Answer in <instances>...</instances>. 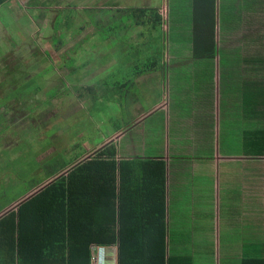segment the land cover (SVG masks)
Listing matches in <instances>:
<instances>
[{"label":"crops","instance_id":"obj_1","mask_svg":"<svg viewBox=\"0 0 264 264\" xmlns=\"http://www.w3.org/2000/svg\"><path fill=\"white\" fill-rule=\"evenodd\" d=\"M90 1L26 0L22 5L17 0H5L0 4V37L3 40L6 35L10 36V26H15L18 33L24 37L29 35L30 39H33L38 35L42 38V27L49 26L48 21L51 20V18L44 19V16L49 17L50 13H55L51 29L58 44L57 39L62 41L63 30L67 23L84 15L90 9ZM150 1L153 6L143 7L138 5L141 3H138V0H120L118 7L109 6V8L118 10L130 18L127 20L142 26V35L148 40L149 33L154 37L157 33L158 23H160L157 22L159 16L152 17L149 13L142 11L139 17L131 20V12L137 9L158 10L156 5L159 4V0ZM166 1L160 0L162 3ZM173 1L177 0H168L170 8ZM179 3L183 6L185 2L180 0ZM218 5L219 0H216L215 55L211 60L212 67L208 66L206 57L193 56L190 45L187 43L189 36L184 31L182 23L170 22L168 31L172 47V52L169 51L172 53L169 54V58L171 62L173 60L175 65L181 67L171 68V62L165 63L163 48L153 47L151 40H143L147 49L146 54L144 52L141 55L145 57L148 65L140 74L139 79L147 78L150 86H153L156 78L161 77L157 81L160 82L159 85L163 87V91L166 90L162 98L152 99L149 93H146L147 98H131L128 104V108L133 109L130 111L133 117L132 120H129L131 125L120 129L115 126L114 131L111 127H105L103 130L101 129L103 135L101 138L95 137L92 140H86V131L76 133L77 137L75 136V138L79 139V144L84 147V152L64 163V166L57 169L55 174L41 180L38 185L42 184L40 188H37L35 194L61 176H67L73 168L81 166L85 160L103 161L106 163L105 166H111L114 169L118 177L122 174L123 169L129 170L133 173L135 184L140 178L137 176L140 161H161L165 165L167 235L174 234L171 232V212L175 210L174 220L179 230L177 234L183 233L184 228L189 229L190 226L197 232L200 226V223L196 222L197 219L203 220L208 217L215 220L216 231L220 238L222 237L224 246L228 245L233 248V255H226L228 259H225V262L230 264H234V259L236 260L235 264H240L241 251L247 249L246 242H250L252 234L263 240L264 243V155H250L249 142L245 140L252 130L249 111L244 110L241 106L240 100L237 98L240 97L238 93L228 94L229 89H233V84H240V82L231 78L234 76L232 72L229 78L230 74L225 71L221 73L220 83ZM13 6L17 9L14 14L16 18H13L14 15L11 16L14 12ZM18 12L20 13L18 14ZM28 12L38 13L36 23L39 28L41 27L40 31L37 32L36 23L33 24L36 29L32 28L33 26L30 24L32 18H29ZM21 23H24L22 24L23 28ZM108 25H112V23H106L103 26L107 27ZM76 27L77 25H75ZM144 27H149V29H144ZM77 29L79 30V27ZM118 29L122 28L118 26ZM146 32H148V36ZM174 37L176 38L174 39ZM2 40H0V45L3 44ZM5 40H7V44H11L10 38ZM53 40L55 39H52V42ZM154 41L156 38L153 39ZM178 41L179 44H176ZM120 43L125 51L127 44L124 47L123 43L125 42H122V39ZM136 45L139 46V43L136 42ZM155 46L157 45L155 44ZM58 47L59 44L57 53L61 50V47ZM139 48L137 47V49ZM156 49L158 52L153 54L157 51ZM2 50L3 48L0 46V52ZM240 56L243 57V54ZM138 60L142 61L140 57ZM181 60L186 62L181 65L179 63ZM133 66L123 64L121 69L125 71L130 68L131 70ZM138 66L140 65L135 67ZM246 73L245 68H242L239 75L244 78ZM91 82L88 81V84ZM116 82L111 81L109 85H116ZM119 82L122 81L118 77ZM132 85L139 88V81L133 80ZM148 88L150 89V87ZM65 89L63 88V90ZM75 90L77 91V89ZM74 99H76L75 103L78 104V107H85V99ZM222 102L225 113L220 109ZM139 108L144 110L140 112ZM115 114L118 116V113ZM134 115L136 116L134 117ZM84 166L87 165H83V169H81L83 176H91L94 170L88 167L84 168ZM148 174H151V170ZM96 183V178H93L91 186H96ZM35 194L25 193L14 200L9 206L0 210V218L11 211H16L21 203ZM214 196L216 197L215 210L205 211L203 204L213 203ZM251 201L253 202L250 203ZM243 210L245 214H243ZM194 222L196 225L193 224ZM101 248L106 252L105 264H118V249L116 247ZM190 251L192 252V250ZM192 264H195L193 260Z\"/></svg>","mask_w":264,"mask_h":264},{"label":"trees","instance_id":"obj_2","mask_svg":"<svg viewBox=\"0 0 264 264\" xmlns=\"http://www.w3.org/2000/svg\"><path fill=\"white\" fill-rule=\"evenodd\" d=\"M4 1L0 0V4ZM179 1L172 2L170 22L183 24L193 56L206 57L212 67L216 0H184L186 6ZM218 7L220 83L225 71L229 78L232 72L231 78L240 82L233 84L228 94L238 93L241 106L249 111L252 130L245 140L249 142L250 155L263 156L264 0H219ZM114 27L118 25L104 26V37L100 39L107 38ZM123 44L125 47L126 43ZM134 58L126 55L125 61ZM140 64L138 59L133 62L134 66ZM242 68L247 72L244 78L239 75ZM102 77L104 83L109 82V72ZM132 82L133 79H128L113 85L118 88L116 92L122 102L118 119L113 123L118 129L131 125L129 120L133 119L128 113V94L134 90L124 88L132 86L138 91ZM5 103L6 98L0 100V106ZM220 109L225 113L223 102ZM108 111L105 109L103 114L117 116ZM105 164L85 160L67 176H61L21 203L16 211L1 217L0 264H90L93 246L116 247L118 264H192L190 234L167 235L164 163L140 161L136 184L129 170L123 169L118 177ZM83 165L94 170L91 176H83ZM93 178L97 183L92 187ZM8 205L4 204L0 210ZM254 236L246 242L247 249L241 251L240 264H264L263 240Z\"/></svg>","mask_w":264,"mask_h":264},{"label":"rangeland","instance_id":"obj_3","mask_svg":"<svg viewBox=\"0 0 264 264\" xmlns=\"http://www.w3.org/2000/svg\"><path fill=\"white\" fill-rule=\"evenodd\" d=\"M17 1L24 5L26 0ZM118 1L120 0H91L90 9L84 15L67 23L63 30L62 42L58 41L61 47L58 53L56 37L51 29L55 13H50L49 17L44 16V19L51 18V20L48 21L49 26L42 27V38L38 35L33 39H30L29 35L24 37L18 33L15 26H10V36L6 35L3 40L0 37L3 44L7 42L5 39H11V44L0 45L3 48L0 52V100L3 98L7 100V103L0 106V207L11 204L12 200L25 193L35 194L42 184L38 185L41 180L55 168H59L72 157L80 156L84 152V147L80 146L79 139L75 138L76 133L86 131L85 139L92 140L95 137L101 138L103 136L101 129L105 127L113 128L112 131L116 129L113 123H116L118 116L103 114L105 109L113 113H118L122 109V102L116 92L118 88L109 85L111 81H117L118 84V77L123 83L128 79L139 81L138 91L132 86L124 87L127 91L134 90L128 94L130 99L147 98L146 93H149L152 99L162 98L166 90L163 91V87H160V82L157 81L161 77L156 78L153 86H150L147 78L139 79L148 65L145 57L141 55L144 52L146 54L147 49L143 42L146 40L145 36L141 32L143 27L127 20L130 18L118 10L109 8V6L118 7ZM138 3L143 7L153 6L150 0H138ZM156 7L158 10L154 11L148 9L132 11L131 20L139 17L142 11L152 17H155V12L158 13L160 23L157 33L154 37L151 33L148 36L146 32L149 37L146 41L151 40L153 47L160 49L162 47L165 63H170L169 54H172L168 32L170 2L167 0L162 3L159 0ZM16 12L17 9L14 7L11 16ZM27 15L32 18L30 24L33 26L37 22L38 13L28 12ZM13 18H16V15ZM106 23H116L114 25L122 29L114 27L107 38L100 39L104 37L103 25ZM22 24L24 23L20 24L21 27ZM36 26L37 32L40 31L41 27H38V23ZM32 28L36 29L34 26ZM77 31L79 32L75 34ZM154 38L158 43L153 42ZM52 39L55 40L52 42ZM121 39L127 44L125 51L123 47L121 48ZM176 44H179V41ZM157 52L158 50L153 54ZM126 55H134L135 58L132 61H125ZM139 57L142 59L140 66L142 64L144 66H133L131 70L129 68L121 73L123 64L131 66ZM185 62L181 60L179 63L182 65ZM111 66L112 68L107 70L109 69L107 67ZM170 66L181 67L175 65L173 60ZM107 72H109V82L104 83L102 76ZM31 79L33 81L30 82ZM88 81L92 82L88 84ZM74 98L85 99V107H78ZM125 103L123 102L124 106ZM132 110L128 108V113ZM139 110L141 112L144 109L139 108ZM203 207L205 211L208 209L214 211L216 197L214 196L213 203L203 204ZM174 212L175 210L171 212V232L177 234L179 230L174 220ZM196 222L200 223L197 232L191 229V226L183 230L184 233H192L191 250L195 264H230L225 262V259H228L226 255H233V248L228 247L227 244L224 246L222 237L220 238L216 231L215 220L206 217L203 220L197 219ZM196 222L193 224L196 225ZM233 263H236L235 259Z\"/></svg>","mask_w":264,"mask_h":264},{"label":"built area","instance_id":"obj_4","mask_svg":"<svg viewBox=\"0 0 264 264\" xmlns=\"http://www.w3.org/2000/svg\"><path fill=\"white\" fill-rule=\"evenodd\" d=\"M106 252L101 247H94L92 250L90 264H105Z\"/></svg>","mask_w":264,"mask_h":264}]
</instances>
